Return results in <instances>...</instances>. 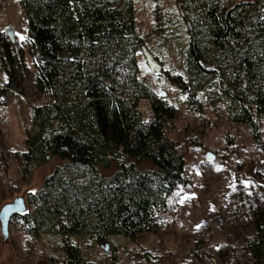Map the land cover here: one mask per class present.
I'll return each instance as SVG.
<instances>
[{"label":"trees","instance_id":"16d2710c","mask_svg":"<svg viewBox=\"0 0 264 264\" xmlns=\"http://www.w3.org/2000/svg\"><path fill=\"white\" fill-rule=\"evenodd\" d=\"M176 1L188 33L185 88L192 95L217 88L211 95L228 100L231 121L249 126L263 144L256 116H264V0ZM136 2L20 0L35 88L46 100L32 110L19 170L27 177L55 159L60 164L29 195L31 209L10 223L21 219L35 244L58 237L55 264H94L92 247L156 231L168 198L187 181L169 134L176 109L140 77L146 40ZM22 52L0 35L6 89L21 94L28 70ZM253 217L258 231L246 244L247 264L264 259V212Z\"/></svg>","mask_w":264,"mask_h":264},{"label":"rangeland","instance_id":"374dc122","mask_svg":"<svg viewBox=\"0 0 264 264\" xmlns=\"http://www.w3.org/2000/svg\"><path fill=\"white\" fill-rule=\"evenodd\" d=\"M136 7L138 30L146 40L138 53L140 77L176 109L169 134L185 158L187 181L168 198L156 231L135 239L110 238V244L88 250V261L247 264L246 244L258 231L253 216L256 210L264 212V116H256L263 139L259 144L249 126L231 121L228 100L211 95L217 88L194 95L185 88L188 33L176 0H137ZM0 35L16 50L22 49L28 66L21 94L6 89L8 77L0 61V211L18 197L25 199L29 211V195L41 189L45 177L60 162L55 159L32 176L20 174V155L26 150L32 110L46 100L35 88L36 67L20 0H0ZM191 98L195 102L191 103ZM149 106L148 100L141 101L145 112ZM116 169L103 170L102 174L111 175ZM34 242L21 219L10 223L8 237L0 229V264H55L60 258L55 249L58 237L44 235L40 243ZM251 264H264V259Z\"/></svg>","mask_w":264,"mask_h":264},{"label":"water","instance_id":"95a60500","mask_svg":"<svg viewBox=\"0 0 264 264\" xmlns=\"http://www.w3.org/2000/svg\"><path fill=\"white\" fill-rule=\"evenodd\" d=\"M9 35L14 40V33L9 29ZM208 158H213L208 154ZM26 202L22 197L16 198L13 202L7 203L0 211V229L2 230L5 237L9 235V225L13 215L17 213H23L26 211Z\"/></svg>","mask_w":264,"mask_h":264},{"label":"snow or ice","instance_id":"6c2138e0","mask_svg":"<svg viewBox=\"0 0 264 264\" xmlns=\"http://www.w3.org/2000/svg\"><path fill=\"white\" fill-rule=\"evenodd\" d=\"M21 38H23V37H21ZM197 227H199V225Z\"/></svg>","mask_w":264,"mask_h":264}]
</instances>
